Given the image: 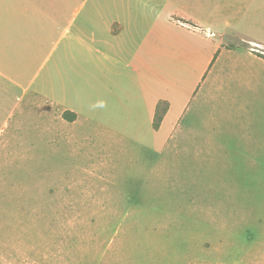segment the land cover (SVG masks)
<instances>
[{"label": "rangeland", "instance_id": "rangeland-1", "mask_svg": "<svg viewBox=\"0 0 264 264\" xmlns=\"http://www.w3.org/2000/svg\"><path fill=\"white\" fill-rule=\"evenodd\" d=\"M80 1L74 28L61 37L66 21L40 35L39 23L24 19L22 0H0V62L11 65L4 73L16 83L0 85L8 97L0 130L9 127L0 143L15 144L0 148V188L55 191L57 179V186L93 190L95 197L83 201L104 211L81 215L92 224L79 228L86 264H97L103 251L102 264H263L264 175L237 181L229 167L220 173L214 165L213 145L183 149L182 113L189 100L191 111L200 101L209 115L229 109L231 67L246 64L241 49L251 42L264 45V0ZM77 26L82 42L75 39ZM223 49L232 54L222 57V89L201 90L207 60L212 56L210 69H218ZM125 70V102L134 101L133 112L107 117L113 113L103 101ZM44 96L73 104L94 121L86 129L91 144L80 148L63 133L59 124L71 119L69 112L33 105L8 117L12 105ZM158 99L175 105V130L166 119L152 129ZM96 122L107 125L104 131ZM60 176L69 181L60 183ZM53 196L47 201L54 203ZM90 234L97 235L94 247Z\"/></svg>", "mask_w": 264, "mask_h": 264}, {"label": "crops", "instance_id": "crops-1", "mask_svg": "<svg viewBox=\"0 0 264 264\" xmlns=\"http://www.w3.org/2000/svg\"><path fill=\"white\" fill-rule=\"evenodd\" d=\"M22 1L27 7L24 8V15H29L24 19L37 21L40 35L47 31L57 30L61 27L60 23L66 21L67 24L60 34L61 37L69 34L74 28L79 12L77 7L83 3L80 0ZM64 6L67 7L65 14ZM85 21L88 23L90 18H85ZM58 25L60 26L58 27ZM75 29V39L82 42L79 27L77 26ZM119 30L123 32L124 27ZM89 47L88 44V50ZM90 51L92 54L96 52L93 47H90ZM226 52L232 54L231 51L225 50L224 52L223 49L215 60L219 66L218 69L216 67L210 69V63L213 61L212 56L207 60L199 78L203 83L201 90H208V87L215 86H218L217 90L222 89L221 83L224 81L225 69L222 57ZM241 53L247 59L246 64H243L241 69L237 65H233L230 78H227V85L231 92L224 98L229 104V109L220 115H209L202 111L204 105L200 101L198 103L200 107L196 111H191V103L194 100H189L182 113L183 149H202L209 144L213 145L216 155L214 165L221 167L220 173L223 172L224 167L225 169L229 167L232 176L240 177L237 181L254 180L257 175H264V45L251 42L249 48L241 49ZM10 66L0 62V85L14 88L16 84L14 79L4 73V70H9ZM124 67L127 70V65ZM126 70L119 75L120 79L113 82L112 87L108 88L110 96L103 101V109L113 114L107 117H116L121 113L124 115V112L132 114L133 112L134 101L131 99L129 104L125 102L126 90L123 82ZM25 96L26 92L22 97ZM5 101L8 103V97L0 95V115L2 107H4L1 104ZM160 103H166V111L158 129L155 130L153 121ZM33 105H36L42 112L53 108L62 110L61 115L64 112H69L72 115L71 119H61L59 124L63 133L69 132L70 142L78 144L80 148L91 144V140L94 138L93 135L88 134L86 129L94 121L85 116V112L67 102H58V100L45 96L29 98L28 105L23 103L17 108L15 104L12 105L8 117L15 119L16 111L30 110ZM174 109L175 105L171 101L156 100L152 105L151 112L152 129L160 130L165 119L174 129L177 119L176 114L173 113ZM208 122L213 123V128L209 130L207 129ZM97 124L100 131H104L102 129L107 126L105 123ZM5 127L9 128L7 124H3L0 133L4 132ZM12 127L15 129L14 120ZM78 130H81L85 136H76L75 133ZM192 138L194 146L188 142ZM73 139L76 140L72 141ZM10 145L14 149V142H1L0 148L7 150L6 148ZM0 181L5 183L1 179ZM58 181L65 183L69 180L60 176ZM5 186L7 185L0 188V264H86V256L83 254V257L80 256L78 251L80 249L79 228L80 225L86 226L90 220L89 217L81 215L100 214L104 211L97 208L96 210L83 201L86 198L95 197L96 193L93 190H76L70 183L57 186V179L55 191L45 190V192L39 193L15 191ZM51 195H54L53 197L56 199L54 203L47 201L48 196L51 197ZM78 201H82L84 205H76L75 203ZM245 225L246 228L250 227L248 224ZM88 238L89 246L94 247L97 235L90 234ZM84 242L87 243L86 239ZM106 257L103 251L97 264L105 262ZM261 260L264 262V258Z\"/></svg>", "mask_w": 264, "mask_h": 264}, {"label": "trees", "instance_id": "trees-1", "mask_svg": "<svg viewBox=\"0 0 264 264\" xmlns=\"http://www.w3.org/2000/svg\"><path fill=\"white\" fill-rule=\"evenodd\" d=\"M165 111H166V103L158 104L157 109H156V115H155L154 121H153V128L155 130L158 129V127L160 125V122L162 121V118H163V115H164Z\"/></svg>", "mask_w": 264, "mask_h": 264}]
</instances>
